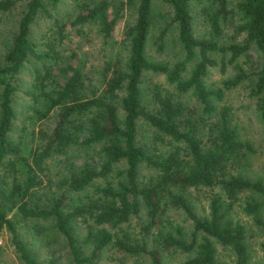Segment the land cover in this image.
<instances>
[{"label": "trees", "instance_id": "16d2710c", "mask_svg": "<svg viewBox=\"0 0 264 264\" xmlns=\"http://www.w3.org/2000/svg\"><path fill=\"white\" fill-rule=\"evenodd\" d=\"M60 1L0 0V16L22 6L0 54V166L12 170L17 164L22 173L7 188L0 184V234L8 233L20 263L39 264L35 250L18 237L10 211L21 219L49 220L71 264H101L108 249L147 257L149 264H226L216 245L229 249L233 264H255L235 214L248 216L264 233V182L246 174L257 150L231 123L224 98L242 86L264 127V0H74L72 11L58 17L53 11ZM125 12L129 20L115 41L112 33ZM38 17L51 19L56 35L41 49L30 38ZM89 25L117 50L95 83L80 60L58 68L57 81L50 65L55 41ZM170 34L178 47L173 58L149 59L147 42L161 53ZM29 58L35 59L31 88L39 115L54 111V120L49 131H38L42 142L27 161L8 135L18 89L13 80ZM211 68L227 74L215 86L205 83ZM148 74L162 75L173 91L151 83ZM185 92L198 106L179 98ZM138 121L151 128L149 144L137 141ZM76 145L97 160L69 164L55 183L58 193L37 205L40 175L55 158L70 163ZM142 165L153 172L146 182L138 178ZM199 192L207 200L203 216L194 210ZM170 209L190 220L189 232L171 221ZM132 217L141 218L136 232L129 228ZM28 227L44 237L37 223ZM260 248L264 253V242ZM163 251L184 257L163 263Z\"/></svg>", "mask_w": 264, "mask_h": 264}, {"label": "rangeland", "instance_id": "374dc122", "mask_svg": "<svg viewBox=\"0 0 264 264\" xmlns=\"http://www.w3.org/2000/svg\"><path fill=\"white\" fill-rule=\"evenodd\" d=\"M74 0H61L53 11L55 16L60 17L65 13H70L73 9ZM22 6L17 4L10 12L0 16V54H2L6 45L9 43L11 34L14 31L16 19L19 17ZM127 18L126 12L124 17L117 23L113 33L112 39L119 40V33ZM52 21L46 17H38L30 26V38L37 43V48L41 49V45L45 40H53L55 38L54 27ZM156 25L153 26V31L156 30ZM82 32H75L71 30L67 38L62 39L60 42L55 41L56 57L54 61L50 62L51 71L56 75L55 79L62 82V77L58 75L57 69L65 66L66 64H74L76 60H80L83 66V72L95 83L100 77L101 68L106 60H108L117 50L116 43L109 39H104L97 33L94 26H83ZM169 35L168 40L165 42V47L161 53L154 51L153 46L148 41L146 46V54L149 59H172L178 47L173 46ZM34 60L29 58V61L24 63L18 74L13 80V84L18 88L13 94L12 107L14 111V119L11 123V130L9 138L18 145L19 155L28 161L29 151L36 145L41 144V139L38 136V131H49L53 125V113L50 112L49 117L43 118L39 115L41 107L38 99H34L37 91L31 88L32 83V68ZM36 62V61H35ZM227 74H221L216 68L209 69L205 83L208 86L218 85L219 81ZM148 78L151 83H159L166 87L169 91H173L172 86L165 83L162 75H150ZM180 99L190 105L198 106L195 98L189 92L177 93ZM225 104L230 107L231 123L236 126L242 138L251 142L257 152L253 155V161L249 170L247 171L248 177L260 178L264 182V127L259 122L255 113L252 102L247 97L245 90L242 86L234 88L227 92ZM148 101V100H147ZM150 105L148 102L146 103ZM152 131L149 126L143 121L137 123V141L141 144H149ZM97 160L95 154L91 151H84L81 146H74L69 152L70 163L57 161L49 162L47 169L40 175L42 179L41 186L38 190L36 198L33 200L37 205L42 206L46 200L51 196L56 195L58 190L55 183L58 179L65 176L67 170L70 168L68 165H79L82 162H92ZM17 163L20 160H14ZM67 161V162H68ZM121 168V165L119 166ZM152 170L145 166H140L138 178L140 182H146ZM114 172L112 173V177ZM22 177L21 168L15 164L10 170L7 166H0V184L7 188L12 179L20 180ZM99 184L102 182L100 180ZM97 183V181H96ZM90 190V188H87ZM194 210L197 215L203 216L207 212V200L203 192L195 194ZM10 211L7 216L13 221L17 235L22 241L31 246L35 250L39 264H71L70 257L64 245L62 237L51 227L49 220L41 221L35 219H21ZM168 215L174 224L180 225L187 233L190 231V220L187 219L180 210H168ZM264 217V207L262 211ZM235 216L245 226V243L247 251L250 255V262L255 264H263L264 253L260 248V244L264 242V233L256 227L250 218L241 212H236ZM142 217V216H141ZM141 218L132 217L130 220L129 228L137 231ZM37 223L43 229L44 237L36 236L28 227L31 224ZM81 233L83 229H80ZM216 256L219 260L224 261L226 264H233V256L229 249L221 248L216 245ZM163 263H176L183 259L184 255L179 252H161ZM149 264L147 257L131 258L116 252L113 249L105 250L101 264ZM0 264H21L17 258L12 245L9 242V236L6 231L0 234Z\"/></svg>", "mask_w": 264, "mask_h": 264}]
</instances>
